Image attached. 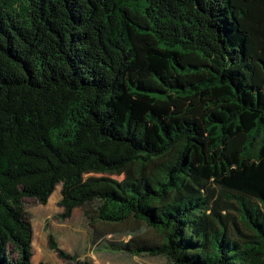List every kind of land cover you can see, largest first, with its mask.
I'll return each mask as SVG.
<instances>
[{
	"label": "trees",
	"instance_id": "16d2710c",
	"mask_svg": "<svg viewBox=\"0 0 264 264\" xmlns=\"http://www.w3.org/2000/svg\"><path fill=\"white\" fill-rule=\"evenodd\" d=\"M58 185L92 243L157 236L106 250L264 264V0H0V264Z\"/></svg>",
	"mask_w": 264,
	"mask_h": 264
},
{
	"label": "rangeland",
	"instance_id": "374dc122",
	"mask_svg": "<svg viewBox=\"0 0 264 264\" xmlns=\"http://www.w3.org/2000/svg\"><path fill=\"white\" fill-rule=\"evenodd\" d=\"M124 181L131 176L121 175L113 177ZM60 186L50 196L46 205H40L33 199H24L27 211L31 214L32 242L31 264H72L59 259L48 246L47 235L51 234L57 245L66 253L77 258L78 261H87L91 264H167L163 257L132 256L121 252H112L104 246H120L130 237L143 235L155 240V233L141 223L127 222L122 225L97 226L106 233L109 229L112 234L100 235L95 243L91 241L92 229L80 209H75L68 219L57 218L62 213L58 206Z\"/></svg>",
	"mask_w": 264,
	"mask_h": 264
},
{
	"label": "crops",
	"instance_id": "0c3cea01",
	"mask_svg": "<svg viewBox=\"0 0 264 264\" xmlns=\"http://www.w3.org/2000/svg\"><path fill=\"white\" fill-rule=\"evenodd\" d=\"M73 211H75V209ZM91 241H92V233H91Z\"/></svg>",
	"mask_w": 264,
	"mask_h": 264
}]
</instances>
